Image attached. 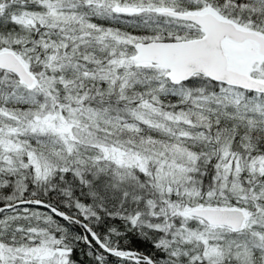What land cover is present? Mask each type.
<instances>
[{
  "label": "snow or ice",
  "instance_id": "1",
  "mask_svg": "<svg viewBox=\"0 0 264 264\" xmlns=\"http://www.w3.org/2000/svg\"><path fill=\"white\" fill-rule=\"evenodd\" d=\"M0 264H264V0H0Z\"/></svg>",
  "mask_w": 264,
  "mask_h": 264
},
{
  "label": "trees",
  "instance_id": "2",
  "mask_svg": "<svg viewBox=\"0 0 264 264\" xmlns=\"http://www.w3.org/2000/svg\"><path fill=\"white\" fill-rule=\"evenodd\" d=\"M133 246L138 247L140 250H143L145 247V245L141 241H136Z\"/></svg>",
  "mask_w": 264,
  "mask_h": 264
}]
</instances>
